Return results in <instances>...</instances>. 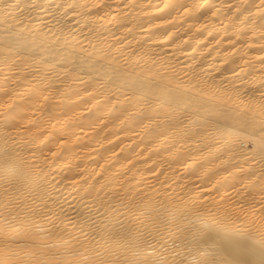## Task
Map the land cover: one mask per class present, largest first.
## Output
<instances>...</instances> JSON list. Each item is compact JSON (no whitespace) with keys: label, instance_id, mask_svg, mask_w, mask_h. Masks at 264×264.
I'll return each mask as SVG.
<instances>
[{"label":"bare ground","instance_id":"1","mask_svg":"<svg viewBox=\"0 0 264 264\" xmlns=\"http://www.w3.org/2000/svg\"><path fill=\"white\" fill-rule=\"evenodd\" d=\"M262 112L264 0H0V227L260 264Z\"/></svg>","mask_w":264,"mask_h":264},{"label":"snow or ice","instance_id":"2","mask_svg":"<svg viewBox=\"0 0 264 264\" xmlns=\"http://www.w3.org/2000/svg\"><path fill=\"white\" fill-rule=\"evenodd\" d=\"M5 7L23 11L25 8L34 9L37 5L29 3L23 8L18 4ZM260 140L261 150L264 151V133ZM33 215L36 219L47 221L50 228H41L32 217L14 224L5 220L4 225L0 227V264H187L184 259H177L175 252L167 256L160 253L148 243L150 234L147 233L111 235L100 243L95 238H89L72 220L57 217L51 210L42 216L36 213ZM53 217H56L58 222L54 221ZM65 223L80 232V235L68 231V228L63 226ZM261 244L264 245V240ZM198 264L252 262L245 259L226 260L213 257L201 260ZM260 264H264V259Z\"/></svg>","mask_w":264,"mask_h":264},{"label":"rangeland","instance_id":"3","mask_svg":"<svg viewBox=\"0 0 264 264\" xmlns=\"http://www.w3.org/2000/svg\"><path fill=\"white\" fill-rule=\"evenodd\" d=\"M247 146H248V147H252V145H251L250 143H249V144H247Z\"/></svg>","mask_w":264,"mask_h":264}]
</instances>
